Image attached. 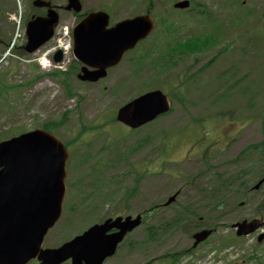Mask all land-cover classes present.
Here are the masks:
<instances>
[{
  "label": "rangeland",
  "instance_id": "rangeland-1",
  "mask_svg": "<svg viewBox=\"0 0 264 264\" xmlns=\"http://www.w3.org/2000/svg\"><path fill=\"white\" fill-rule=\"evenodd\" d=\"M174 1L81 0L82 9H111L114 20L143 12L148 5L166 19L106 78L83 83L72 76L71 96L62 79L40 75L45 69L36 59H17L10 65L8 56L0 64V140L52 120H58L53 133L66 141L82 127H95L81 136L86 141L75 145L76 154H86L89 163L72 162L68 177L73 180L79 174V180L93 167L102 168L95 182L102 189L87 206L76 200L77 207L62 215L43 247H56L98 220L144 210L178 192L173 204L159 206L104 264H172L173 259L163 257L166 253H176L175 264H264V236L256 240L264 234V206L258 205L262 191H251L261 164L252 165L256 155L250 148L264 140V0H193L201 6L190 11L174 10ZM27 10L28 0H0V31L6 41L0 44V57L17 29L16 43L21 40ZM165 21L169 31L163 28ZM194 35L193 42L201 44L204 35L208 38L197 52L173 48ZM231 84L235 87L229 88ZM155 88L170 97L167 114L134 131L116 120L103 126L113 118V109ZM214 104L222 110L211 107ZM203 148L210 154L200 153ZM101 155L102 166L95 161ZM234 177L239 180L232 181ZM136 181L137 194L125 202ZM107 184L114 187L107 190ZM68 201L66 193L64 202ZM182 209L192 210L195 217L185 216V223L168 227ZM253 217L263 221L261 228L235 237L231 224ZM200 225L216 229L192 248L191 234ZM149 226L153 233L147 239Z\"/></svg>",
  "mask_w": 264,
  "mask_h": 264
},
{
  "label": "water",
  "instance_id": "water-1",
  "mask_svg": "<svg viewBox=\"0 0 264 264\" xmlns=\"http://www.w3.org/2000/svg\"><path fill=\"white\" fill-rule=\"evenodd\" d=\"M39 1L34 3L40 5ZM187 6V0L175 4V7ZM65 8L78 11L81 4L79 0H68ZM48 16V19L37 17L27 24L28 51L50 37L57 14L50 10ZM107 23L106 12H91L75 28L73 51L84 63L77 75L81 80L96 81L105 76L106 68L118 63L123 53L154 27L149 15L123 20L109 29ZM54 60H60L59 53ZM86 66L95 70L89 71ZM168 109L166 95L154 90L120 107L116 118L136 127ZM66 158L63 144L42 129L0 141V264H26L35 257L39 264H59L68 258L72 264H101L115 251L124 234L139 224L138 215L134 219L129 216L124 220L107 219L58 248L42 249L44 235L61 214ZM172 200L170 197L167 203ZM259 224L257 220L238 222L236 234H247ZM112 227L118 231L106 234ZM208 233V230L197 232L195 243Z\"/></svg>",
  "mask_w": 264,
  "mask_h": 264
},
{
  "label": "flooded vegetation",
  "instance_id": "flooded-vegetation-1",
  "mask_svg": "<svg viewBox=\"0 0 264 264\" xmlns=\"http://www.w3.org/2000/svg\"><path fill=\"white\" fill-rule=\"evenodd\" d=\"M55 5V4H54ZM40 12L39 13H34V12H30V14H28L29 18L34 16V15H40L41 17H44V15L46 14V8L45 7H40ZM90 10H81L79 13H73L71 11H69V16L67 19L63 18L60 14H59V21L54 29V32H53V37H55L56 35V32H57V28H58V25L62 22H65L69 25V32H68V36H69V41H70V44H73V28L74 26L84 17V15H86ZM148 12V11H147ZM110 13V12H109ZM145 13V12H144ZM139 14V13H138ZM136 15V14H135ZM113 15H111L110 13V17H109V26L114 24L116 21L118 20H121L123 18H126V17H130L132 15H125L121 18H118L117 20H113L114 19V16L112 17ZM47 44V43H46ZM136 44H141V43H136ZM16 48L19 50V53L23 56H25V53L26 51L24 50L23 48V44H19L16 46ZM129 53V52H128ZM33 54V53H32ZM264 177V172L261 173V176L259 177V179L263 178ZM257 179V181L259 180ZM263 187V186H262ZM262 187H260L259 189L257 190H253L251 189V191H255V192H258V191H262V197L260 199L261 203L264 204V189H262ZM245 191H246V188H245ZM201 219V216L199 217ZM201 228H211V227H208L206 225H200L197 227V229H201ZM213 230H215L214 228H211Z\"/></svg>",
  "mask_w": 264,
  "mask_h": 264
},
{
  "label": "trees",
  "instance_id": "trees-1",
  "mask_svg": "<svg viewBox=\"0 0 264 264\" xmlns=\"http://www.w3.org/2000/svg\"><path fill=\"white\" fill-rule=\"evenodd\" d=\"M195 42V43H194ZM189 41L188 43H187V45H185V46H183L185 49H187V50H195V49H197V48H193L194 46H196V45H198V44H200L201 45V43H197L196 41ZM206 42H208V41H203V44L204 43H206ZM68 90V89H67ZM70 91L68 90V93H69ZM69 94H71V92L69 93ZM45 126V128H47V129H49V128H53V123H49V124H46V125H44ZM261 151H259V153H260ZM262 152H264V151H262Z\"/></svg>",
  "mask_w": 264,
  "mask_h": 264
}]
</instances>
